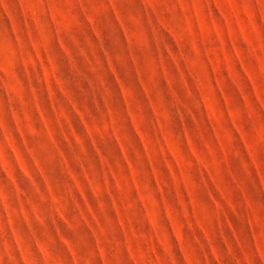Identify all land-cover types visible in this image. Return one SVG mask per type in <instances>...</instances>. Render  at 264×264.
<instances>
[{
	"label": "rangeland",
	"instance_id": "1",
	"mask_svg": "<svg viewBox=\"0 0 264 264\" xmlns=\"http://www.w3.org/2000/svg\"><path fill=\"white\" fill-rule=\"evenodd\" d=\"M0 264H264V0H0Z\"/></svg>",
	"mask_w": 264,
	"mask_h": 264
}]
</instances>
